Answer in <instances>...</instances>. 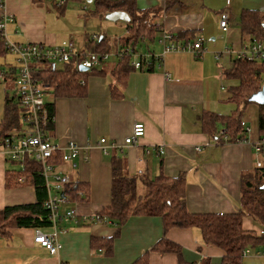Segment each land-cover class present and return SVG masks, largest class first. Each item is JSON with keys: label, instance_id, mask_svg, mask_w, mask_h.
<instances>
[{"label": "crops", "instance_id": "1", "mask_svg": "<svg viewBox=\"0 0 264 264\" xmlns=\"http://www.w3.org/2000/svg\"><path fill=\"white\" fill-rule=\"evenodd\" d=\"M49 1L50 5L45 0H6L0 17L14 18L7 26L8 39L49 46L64 42L59 38L60 33L49 30L47 20L52 15L50 12L53 16H65L68 1ZM60 2L63 4L59 5ZM135 3L139 10L162 9L155 20L160 31L153 40L143 42L146 51L141 52L143 43L137 48L140 54L162 55L161 35L168 33L180 43L201 40V56L198 58L189 51L169 52L162 56V62L154 60L152 72L135 69L132 65L135 57H132L133 70L124 77L114 73L123 65V60L116 58L107 61L104 74L87 77L84 96L55 99L49 96L51 99L46 102L55 103V113L48 138L62 147L74 141L88 155L87 160L79 158L73 163L58 165L59 171L68 174L73 181V192H65L68 201L61 211L73 209L79 217L85 218L110 206L112 161L116 158L123 161L124 175L138 178L139 191L143 188L141 175L149 178L184 176L186 206L190 213H236L242 209V177L255 174L257 156L248 142H225L218 137L216 131L225 127L223 125L216 127L213 136L206 133L200 117L204 113L231 116L236 112L237 106L229 101V89L234 82L226 78V72L232 69L238 53L250 40L242 31V13L248 10L264 13V0H177L170 8L166 0H135ZM226 9L231 15V25L227 33H222L219 16ZM103 19L105 16L100 17L93 11L86 17L85 24L96 22L99 25ZM117 25L123 30L119 37L110 39L97 32L86 34L76 51H86L88 39L96 36L98 39L105 36L115 51L121 47L119 41L127 36V23L119 21ZM13 64L7 62L6 66L15 67ZM167 74L171 77L167 78ZM12 86V82L0 83V122L4 117L6 96L10 95V90L14 92ZM136 123L144 124L145 134L135 144H126ZM102 138L109 146L115 145L108 148V153L99 145ZM247 138L250 139L248 135ZM55 162L57 165L60 161ZM13 170L23 172L21 165L8 161L0 151V209L37 200L36 186L28 184L25 175L19 177H25L23 184L6 187V174ZM249 220L252 217L244 218L245 230L264 232V229L251 228ZM57 229L62 245L57 255H51L34 242L38 229L11 230L9 236L0 237V264H134L147 253L149 264H178L179 261L176 254L151 250L164 237L163 222L157 216L129 218L116 236L112 256L91 249V237L109 238L117 233L112 225L80 226L77 221L63 220L57 224ZM43 232L51 233L53 229ZM166 238L182 247L183 259L189 264H200L204 259L211 260L212 264H224V252L204 244L197 228H171ZM250 251L243 257L242 264H264L263 252Z\"/></svg>", "mask_w": 264, "mask_h": 264}, {"label": "trees", "instance_id": "2", "mask_svg": "<svg viewBox=\"0 0 264 264\" xmlns=\"http://www.w3.org/2000/svg\"><path fill=\"white\" fill-rule=\"evenodd\" d=\"M177 0H166L167 8L172 7ZM94 14L104 17L109 12L124 11L131 20L127 23V36L119 43L121 46L135 50L146 40H153L160 31L156 18L160 15L161 8L139 10L135 0H94ZM241 25L244 35L264 43V13L259 11H244L241 16ZM87 50L79 52L81 60L89 52L101 55L108 53L112 46L105 36L99 39H88ZM5 39L0 36V60L8 54ZM130 57H125L121 62L122 68L114 73L124 77L133 70ZM142 70L154 71V61L147 66L142 59ZM107 61L100 63L87 71H80L76 57L65 64L62 69L53 68L47 63L38 64L36 78L45 89L46 94L57 97H82L85 95L86 79L89 75L104 74ZM2 65V64H0ZM2 67H7L2 65ZM226 78L234 82L230 87L229 101L237 106L236 112L231 116L215 113H204L200 117L202 127L206 133L213 136L218 125L226 127L228 132L227 142H243L247 139L245 128L242 126L243 112L250 102L248 99L257 93L264 83V57L255 61L237 59L231 70L226 72ZM3 83V82H0ZM47 107L54 116L55 103L46 102ZM20 107L16 94L8 95L5 99L4 117L0 122V147L12 141L13 133L23 130L20 118ZM54 123H51L49 130ZM259 137H264V105H260ZM58 158L55 161H59ZM9 161V160H8ZM12 162V161H11ZM15 163V162H13ZM17 164V163H16ZM125 166L121 159L112 161L113 182L112 200L110 206L95 214V219L85 223L80 220V226H89L95 223L112 225L117 228V233L109 238L91 237V249L101 250L105 255H113V245L120 228L134 216H157L162 219L164 237L153 247L152 251L176 254L178 264H189L182 256V247L167 239L166 233L171 228H197L201 231L204 244L220 248L224 252V264H242V253L264 246V233H256L244 229L243 222L246 216L264 225V173L256 169L254 175L242 177V209L230 214H194L186 206V181L184 176L167 178L164 175L155 178L139 176L145 191L139 193L138 178L124 175ZM41 168L38 163L27 161L23 172L16 170L6 174V187H15L22 183L18 178L27 176L28 184L36 186L37 200L31 204L7 206L0 209V237H7L10 231L18 228H32L46 230L52 227L48 220L49 211L45 207L48 193L44 186V179L40 176ZM67 193H72L68 186ZM75 200H76V195ZM134 264H149L148 253L139 258ZM200 264H212L211 260L204 259Z\"/></svg>", "mask_w": 264, "mask_h": 264}, {"label": "built area", "instance_id": "3", "mask_svg": "<svg viewBox=\"0 0 264 264\" xmlns=\"http://www.w3.org/2000/svg\"><path fill=\"white\" fill-rule=\"evenodd\" d=\"M5 1L0 0V10L5 8ZM60 2L59 5H62ZM14 22V18L8 15L0 17V36L5 39L6 47L9 53L15 56L18 66L2 67L0 65V82H12L14 92L19 102L21 110V122L23 130L14 132L12 141L0 147L3 155L7 160L15 162L25 169L27 161H33L39 164L41 168L40 176L44 179V186L47 190L48 199L45 202V207L49 211L48 220L52 224L53 232L44 233L42 230H37L34 242L45 247L51 255H57L62 249V245L58 240L57 224L60 221H77L82 220L85 223L90 222V219H95V214L91 217H79L75 210L71 209L62 213L61 207L66 204L68 197L65 195L68 186L73 185L70 176L59 171L58 165L73 163L79 158L88 159V155L74 141H70L64 147L54 143L48 138L49 126L54 123V116L50 113L46 104V89L44 85L36 78V69L38 64L47 63L53 68L59 64L65 65L69 63L73 57H76L77 66H84L91 69L97 66L101 60L108 61L111 57L110 53L103 55L97 52H87L86 55L79 60L80 53L75 50L73 41H64L57 45H45L35 43H15L7 37V26ZM231 25V15L226 9L219 16V29L222 33H227ZM97 39V36L94 37ZM160 43L163 45V54L155 57L149 54H140L137 50L121 46L112 55L123 60L125 57H135L132 63L135 69L142 68V59L147 66L152 64V61L162 62V56L169 52L189 51L194 53L196 57L201 56L202 42L201 40L185 41L180 43L178 39L168 33L161 35ZM264 57V43L255 40L238 53V59H246L255 61ZM39 69V68H38ZM167 78L171 76L166 75ZM242 126L248 135L249 127L242 121ZM217 136L225 142L228 141V132L225 127L218 128ZM145 134V126L142 123L134 125L132 136L128 137L126 144H135L137 140ZM106 139L102 138L99 145L104 153H108V148H114L115 145L109 146ZM243 142H248L255 151L256 169L262 170L264 173V137H259L257 141L245 139ZM197 150H200L197 147ZM160 151L162 148L160 147ZM59 156V163L56 165L55 159ZM264 177V175H263ZM20 183L25 182V177L18 179ZM82 194V193H81ZM264 233V232H262ZM250 250H244L243 257L250 254ZM264 256V252L262 253Z\"/></svg>", "mask_w": 264, "mask_h": 264}, {"label": "rangeland", "instance_id": "4", "mask_svg": "<svg viewBox=\"0 0 264 264\" xmlns=\"http://www.w3.org/2000/svg\"><path fill=\"white\" fill-rule=\"evenodd\" d=\"M60 1V0H56ZM68 1L67 4V14L64 15H56L53 16L54 13L50 12L52 15L49 16L47 20V25L49 30L52 29V31L60 33L59 37L61 40L64 41H73L75 44V50H79L83 40H84V35L86 34H91L94 32H97L98 34H103L107 35L110 37V39L120 36L123 33V30L117 25V23L109 22L106 20H102L101 24H97L96 22L92 23L89 22L88 24H85V19L88 17L90 12H93L95 10V4L94 3H75L72 0H66ZM45 3L47 5H50L49 0H45ZM52 3V1H51ZM86 8V9H84ZM96 21V20H95ZM95 25V26H93ZM108 28H107V26ZM93 28V29H92ZM98 38V37H97ZM59 39V40H60ZM146 43V42H145ZM141 46V52L146 51V46L144 45ZM247 46L249 45V41L246 42ZM118 48L115 49V51ZM113 48L108 52L111 54V57L108 59L109 60H115L116 57L113 56L112 54L115 52ZM15 56L11 53L8 52L5 58H2L0 60L1 64L6 66L7 62H14V66H18V63L16 59L14 60ZM117 60V59H116ZM59 67L62 66V64L58 65ZM229 85V83H228ZM230 86V85H229ZM10 96L13 97L15 92L9 91ZM50 95H46L45 99L49 100ZM259 110H260V105L256 103H250L246 106L244 112H243V121L246 123V126L249 127V132L248 136L251 141H257L259 138V132H258V123H259ZM21 113V110L20 112ZM255 153V151H254ZM142 191H139L140 194H142L145 191V188H141ZM250 223V227L256 229L259 231V229H264V225L261 224L258 221H255L253 218ZM248 222V221H247ZM253 253L257 252H264V246L258 247V248H253L251 249Z\"/></svg>", "mask_w": 264, "mask_h": 264}, {"label": "water", "instance_id": "5", "mask_svg": "<svg viewBox=\"0 0 264 264\" xmlns=\"http://www.w3.org/2000/svg\"><path fill=\"white\" fill-rule=\"evenodd\" d=\"M94 0H86L87 3H92ZM105 20L113 23H117L119 21L129 23L131 18L128 15V13L124 11H115V12H109L105 15ZM80 71L84 72L87 71V68L84 66L79 67ZM248 101L250 103H256L258 105L263 106L264 105V83L261 87V89L253 94Z\"/></svg>", "mask_w": 264, "mask_h": 264}]
</instances>
